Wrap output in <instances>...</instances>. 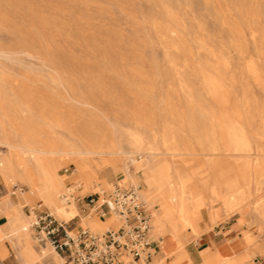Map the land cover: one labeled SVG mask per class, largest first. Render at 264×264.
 I'll return each instance as SVG.
<instances>
[{
	"label": "rangeland",
	"instance_id": "obj_1",
	"mask_svg": "<svg viewBox=\"0 0 264 264\" xmlns=\"http://www.w3.org/2000/svg\"><path fill=\"white\" fill-rule=\"evenodd\" d=\"M0 119L6 128H35L61 146L79 137L126 153L115 165L100 164L108 189L101 181L87 189L65 181V202L78 211L92 193L145 189L150 147L183 179L245 186L243 208L229 213L209 201L206 233L216 221L237 220L247 230L243 250L250 257L243 264H264V219L253 213L258 197L264 199V0H0ZM201 143L217 152L209 157ZM242 144L248 151L236 150ZM247 161L263 167L258 186ZM73 170L69 160L58 174ZM25 196L0 177V201L28 205L23 211L33 224L49 208ZM159 203L144 204L152 219ZM113 218L103 230L81 227L102 234L121 226L113 214L105 221ZM31 230L32 243L53 264L55 251ZM181 237L187 251L199 235L184 230ZM222 243L238 247L231 237ZM0 244L10 252L7 263L19 264L7 241Z\"/></svg>",
	"mask_w": 264,
	"mask_h": 264
},
{
	"label": "bare ground",
	"instance_id": "obj_2",
	"mask_svg": "<svg viewBox=\"0 0 264 264\" xmlns=\"http://www.w3.org/2000/svg\"><path fill=\"white\" fill-rule=\"evenodd\" d=\"M74 140L77 143H66L61 146L54 142L44 141L35 128H6L0 119L1 179L7 186L17 187L22 195H26L27 201L42 202L57 219L65 222L71 221L78 215V212L73 201L68 204L65 202V181L69 179L74 185L85 189L101 181L102 188L108 189L109 183L99 178L100 164L115 165L119 158L126 154L121 149L106 145L103 140L97 144L86 142L79 137H74ZM248 149L246 144L236 148L241 152H246ZM200 150L208 152L209 157L217 152V149L202 143ZM156 151L154 147L149 148L152 162L146 168L145 189L138 190L139 198L147 207L152 206L156 199L160 202V213L154 219L150 218V233L152 234V228H154L165 239L177 240L174 247L167 251L165 259H173L177 264L180 259L189 262V255L184 248L181 234L184 230H188L193 235H199L197 223L202 216L209 215L207 207L209 201L217 202L231 213L240 205L241 208L244 207L250 193L243 189L245 186L238 188L235 185L212 183L208 178L202 182L183 179L177 169L155 158L157 154L154 152ZM187 151L189 150H183V152ZM133 154L134 152L130 153V155ZM69 160L74 165L72 174L66 177L60 176L59 168ZM244 165L252 171L256 178L255 184L258 186L259 180L257 179L261 178L263 167L259 162L250 161L245 162ZM207 166L213 169L215 163L211 161ZM186 169H191V167L186 166ZM170 171L174 172L175 177L170 176ZM0 207L6 219L5 230H2L3 226H0V239L7 241L20 264H33L41 260L37 254L36 245L32 243L26 231L28 218L23 207L15 204L11 197L0 201ZM205 209L208 212H205ZM253 213L257 218L264 219V199L258 197ZM116 222L114 218L103 223L97 221L91 227L93 230H103L106 224ZM171 223H174L177 228L174 229ZM7 254L4 244H0V260ZM61 260L56 253V264H62ZM203 264L227 263L207 250L204 253Z\"/></svg>",
	"mask_w": 264,
	"mask_h": 264
},
{
	"label": "built area",
	"instance_id": "obj_3",
	"mask_svg": "<svg viewBox=\"0 0 264 264\" xmlns=\"http://www.w3.org/2000/svg\"><path fill=\"white\" fill-rule=\"evenodd\" d=\"M82 200L89 213L94 212L100 220L113 214L121 226L95 234L88 228H75L70 221L58 220L48 209L40 210L32 224L38 243L48 244L62 257L63 264L152 263L151 215L139 198L138 188L116 186L108 194L92 193Z\"/></svg>",
	"mask_w": 264,
	"mask_h": 264
},
{
	"label": "crops",
	"instance_id": "obj_4",
	"mask_svg": "<svg viewBox=\"0 0 264 264\" xmlns=\"http://www.w3.org/2000/svg\"><path fill=\"white\" fill-rule=\"evenodd\" d=\"M65 189H67V187H65ZM67 190H69V189H67ZM26 206H28V205H25L24 207H26ZM76 209H77V207H76ZM79 211H80V214H79ZM79 211L77 209L78 215H77V217H75L76 220L72 223L75 226V228L80 227L81 222H83L85 225H88L91 228V225L96 224L97 221L99 223H103L106 220V219L100 220V219H97V218H94V217L88 215L89 211H88V208H86V205H83V204L79 205ZM3 215H4V213L0 207V226H3L4 222L6 221L5 215H4V217H3ZM152 215H154V214L151 213V218H153ZM26 216L28 218L26 231H27L28 235L30 237H32V230L30 229L32 216L30 214H28V215L26 214ZM210 223H211V218L208 214L205 216H202L201 219L199 220V222L197 223V228L199 230V238H194L195 242H193V246H191L187 249V253L189 255V262H191L192 264H203L204 253L207 250H210L212 255L218 257L224 263H227V264H243V262L246 261L248 259V257H250L248 250H243V248L245 246V242L242 239V231H247L246 228L243 225H241L237 220L228 222L226 224H222L221 222L216 221L215 226H213L214 224L212 225V230H211V233L209 234V233H206V230L208 229V226ZM116 226H117V224L111 225V227H116ZM173 228L176 229L177 226H175V224H174ZM156 234H159L158 235L159 237H157L158 240L153 239L154 255H153L151 264H177L176 261L173 259H170V260L165 259L167 256V251L169 249H172L174 247V245L177 243V241L176 240L169 241V240L165 239L164 236H162L158 231L153 230V228H152V235L156 236ZM227 237H231L233 239L235 245L238 247L232 248L230 246L231 243H222L225 241V239ZM5 248L7 249L8 254L3 259L0 260V264H8L7 263V261H8L7 257H8L10 252H9L7 246ZM201 252H202V255H201ZM37 254L39 255L41 260L36 261L33 264H36L38 262H40L41 264L42 263L44 264V262H45V264H49L47 259H46L47 258L46 257V249H44L43 247L38 248ZM55 254H56V252H55ZM57 255L60 256L59 254H57ZM60 258L62 259L61 256H60ZM17 261L19 262L18 259H17ZM42 261H44V262H42ZM253 261H255V260H253ZM52 262H53V264H56L55 255H54ZM19 264H20V262H19ZM256 264H259V263L257 262Z\"/></svg>",
	"mask_w": 264,
	"mask_h": 264
}]
</instances>
